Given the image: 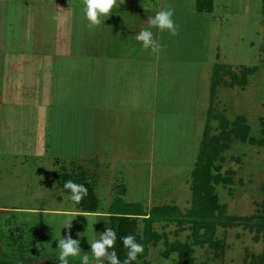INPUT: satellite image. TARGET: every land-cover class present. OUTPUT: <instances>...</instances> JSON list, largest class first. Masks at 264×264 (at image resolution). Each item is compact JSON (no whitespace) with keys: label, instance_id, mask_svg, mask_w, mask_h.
Here are the masks:
<instances>
[{"label":"rangeland","instance_id":"rangeland-1","mask_svg":"<svg viewBox=\"0 0 264 264\" xmlns=\"http://www.w3.org/2000/svg\"><path fill=\"white\" fill-rule=\"evenodd\" d=\"M58 1L63 0H0V259L7 264H59L58 239L68 235L80 243V256L70 257L69 264H81L84 254L89 256V264H105L104 259L95 260L90 243L99 240L109 228L108 212L114 203H138L147 210L176 205L184 214L192 207V170L200 144L194 148L193 134L176 123L168 126L158 123L150 157L141 173L135 170L128 179L130 187L126 196L117 187L112 190L106 183L97 185L96 212H85L86 203L74 204L69 199L70 191L59 187L58 181H52L54 168L60 169L64 160L60 156L57 163L53 157L57 153L51 156L45 149L39 152L36 138L40 134L37 120L44 125L47 114L45 63L63 41L62 25L58 26L56 21L57 6L51 5ZM66 1L76 6L71 11L76 14L73 23H83L77 20L81 11L76 0ZM192 1L164 0L167 9L173 10L177 35L163 31L162 44H167L174 53L183 46L197 49L198 139L203 138L212 105L214 65L221 63L227 68L224 83L217 89L214 108L230 122L243 114L250 126L248 135L264 142V0H213V11L202 13L195 10L196 2ZM80 31L77 26L70 29L75 42L91 36L89 29L84 30L85 35ZM74 44L77 48L81 46ZM63 60L62 56L56 58L61 63ZM244 66L256 69L247 75L244 85H231ZM8 79L17 80L13 95L20 98L19 103L6 98L13 97L6 93ZM58 83L61 94V80ZM220 131L219 121L213 119L211 133ZM56 136L60 137L61 132ZM226 142L212 169L213 175H219L212 184L223 207L222 214L263 215L264 143H253L235 135ZM85 169L90 171L89 167ZM215 213L219 214L220 210ZM70 221L68 228L65 224ZM190 225L189 221L184 222L182 228L176 222L159 221L154 223V228L159 233L165 232L170 242H193ZM215 237L225 241L223 257H216L208 244L194 243L195 264H250L252 256L264 249L262 231L243 222L217 225ZM148 249L145 259L151 264H178L177 253L163 256L164 238ZM142 263V260L138 262Z\"/></svg>","mask_w":264,"mask_h":264},{"label":"crops","instance_id":"crops-1","mask_svg":"<svg viewBox=\"0 0 264 264\" xmlns=\"http://www.w3.org/2000/svg\"><path fill=\"white\" fill-rule=\"evenodd\" d=\"M193 1L195 10L202 13L197 9V0ZM76 3L81 11L77 20L83 21L79 25L73 23L74 3L63 0L51 4L57 6L56 21L62 25L63 41L45 63L47 114L44 125L37 120L38 151L45 149L51 156L55 152L54 159L61 156L70 173L87 175L95 193L99 183H106L112 190H124L126 196L128 179L135 170L140 174L150 157L158 123H176L192 133L194 148L201 142L197 49L183 46L174 53L162 44L163 31L149 25V17L167 9L164 0H124L122 4L117 0L110 16L101 17V24L92 28L88 27L83 0ZM72 26L79 27L84 35L89 29L91 36L75 42ZM141 30L153 33L160 45L158 53L145 50L136 40ZM74 43L81 46L77 48ZM60 56L63 63L56 61ZM14 67L20 68L18 64ZM15 82L8 79L6 93L13 97L6 98L11 103L20 102L13 95L18 85ZM58 132L60 137L56 136Z\"/></svg>","mask_w":264,"mask_h":264},{"label":"trees","instance_id":"trees-1","mask_svg":"<svg viewBox=\"0 0 264 264\" xmlns=\"http://www.w3.org/2000/svg\"><path fill=\"white\" fill-rule=\"evenodd\" d=\"M213 5V0H197L196 6L199 11H211L213 10ZM226 68L227 66L221 63L214 65L210 100L212 105L208 110L207 123L200 142L198 158L192 170L193 197L191 209L184 214L176 205L154 206L147 210L138 203H123L119 205L114 203L111 211L108 212L109 228L116 232L117 237L114 249H109V252L115 250L121 264H123L127 252L121 238L129 234L135 237V242L141 244L144 250L143 253L138 254L137 260L133 261L132 264H138L140 260L143 261L142 264H151L149 260L145 259V255L149 250L148 247L149 245L157 244L162 238H164L166 245L163 256L168 257L172 252L177 253L178 264H195L194 243L201 246L208 244L214 250L216 257H223L226 244L224 240L215 237L217 225L229 226L243 222L245 226H250V228L256 227L262 231L264 239V214L249 217L224 216L222 214L223 207L219 204V197L214 192L212 184V180H216L219 177V175L212 174L215 160L224 147L227 146L226 141L232 139V136H239L243 140L248 138L253 143H264L263 140L248 135L250 126L246 123V118L243 114L239 115L234 122H230L223 113H219L214 108L213 103L217 89L220 84L224 83ZM255 69V66H244L241 74L235 75L234 81L230 84L244 85L247 75L253 73ZM213 119L219 121V128H221L219 134L211 133V121ZM57 163H59V160ZM73 172L70 173L62 164L60 169L56 168L54 170L51 179L58 181L63 189H65L64 183L68 180L85 185L88 194L82 201L88 205V208L84 209V211L96 212L99 199L95 193L92 181L87 175L79 171ZM217 210H220L219 214L215 213ZM159 221L176 222L180 227H182L184 222L189 221L191 223L193 242H182L180 240L170 242L165 232L159 233L155 230L154 223ZM201 230L204 231L202 232ZM104 263L108 264V261L104 259ZM0 264H7V262L0 259ZM250 264H264V249L261 254L252 256Z\"/></svg>","mask_w":264,"mask_h":264},{"label":"clouds","instance_id":"clouds-1","mask_svg":"<svg viewBox=\"0 0 264 264\" xmlns=\"http://www.w3.org/2000/svg\"><path fill=\"white\" fill-rule=\"evenodd\" d=\"M123 2L124 0H121V4ZM116 3L117 0H83L85 16L89 22L88 27L92 28L100 25L102 22L101 17L108 18ZM173 14L171 9L160 10L154 17L148 18V23L151 27H156L160 31L167 30L171 35L175 36L177 35V27L172 19ZM136 40L142 42L145 50L151 49L153 53L160 51V45L153 39V33L150 30H141L136 36ZM64 188L70 191L69 199L74 204L81 203L88 194L85 185L77 184L72 180L66 181ZM71 222L66 223L65 226L70 228ZM116 238V232L111 228H106L99 240L90 243L91 253L96 261L106 259L108 264H121L116 251L109 252V249H114ZM121 239L124 248L127 249L123 264H132L133 261L137 260L138 254L143 252V246L136 243L135 237L131 234ZM57 248L59 249V264H69L70 257L80 256V243L77 239H73L71 235L58 239ZM81 264H89V256L87 254L81 257Z\"/></svg>","mask_w":264,"mask_h":264}]
</instances>
